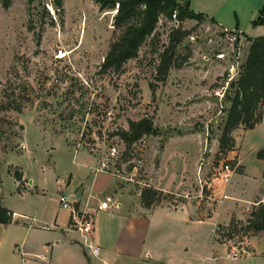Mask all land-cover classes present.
<instances>
[{"label": "rangeland", "instance_id": "obj_1", "mask_svg": "<svg viewBox=\"0 0 264 264\" xmlns=\"http://www.w3.org/2000/svg\"><path fill=\"white\" fill-rule=\"evenodd\" d=\"M96 1L63 0L59 12L51 0H0L3 207L17 205L15 174L22 176L20 188L30 179L44 188L46 198H54L57 178L74 172L72 152L77 150L93 156L98 170L113 174L119 190L134 194L153 188L147 186L149 178L159 170L165 146L173 142L169 169L192 174L191 195L159 191L158 206L189 200L211 216L224 201L213 191L222 188L225 200L234 204L233 219L245 224L264 205V159L257 158L264 149V121L253 130H235L230 151L220 152L218 141L248 37L264 36L263 0H175L182 7L189 3L201 20L180 23L189 35L173 55L179 67L171 68L164 82L156 66L176 23L160 17L135 59L120 73H101L116 37L115 11L100 10ZM258 16L263 25H253ZM142 118L152 119L153 132L127 147L115 134ZM111 148L115 157L109 156ZM225 165L233 173L228 184L219 181ZM220 236L217 229L219 244L240 258L252 255L253 244H264V230Z\"/></svg>", "mask_w": 264, "mask_h": 264}, {"label": "crops", "instance_id": "obj_2", "mask_svg": "<svg viewBox=\"0 0 264 264\" xmlns=\"http://www.w3.org/2000/svg\"><path fill=\"white\" fill-rule=\"evenodd\" d=\"M171 143L147 186L189 199L193 176L169 169ZM72 153L74 172L57 178L54 198H46L44 188L29 179L14 193L16 207L4 206L12 221L0 225V264H264V244H253L252 255L234 259L216 240L218 227L227 226L237 215L231 200H224L211 216L189 200L147 209L140 204V190L134 194L119 190L113 174L98 171L93 156L79 150ZM15 185L17 190L19 183ZM224 193L222 188L213 191L217 198ZM61 194L78 211L94 214L91 246L100 248L97 256L91 255L89 240L69 229L70 215L59 204ZM99 205L106 210L97 211Z\"/></svg>", "mask_w": 264, "mask_h": 264}, {"label": "trees", "instance_id": "obj_3", "mask_svg": "<svg viewBox=\"0 0 264 264\" xmlns=\"http://www.w3.org/2000/svg\"><path fill=\"white\" fill-rule=\"evenodd\" d=\"M51 1L59 12L62 11L63 0ZM96 2L102 11H115L112 26L116 37L109 44L100 68L101 73H120L128 61L137 57L141 46L153 35L159 18L165 17L169 21H174L176 28L169 32L168 46L160 54L156 66L157 77L160 82H164L169 70L179 67L173 63V55L178 44L189 35V32L181 30L180 23L187 19L201 20L200 15L189 10V3L186 4V7H182L175 0H97ZM259 17L252 22L253 25H263ZM248 42L246 59L241 67L218 141L220 152L232 149L234 145L232 133L235 130L240 127L244 130H253L256 125L262 122L264 113V36L248 38ZM152 132V119L142 118L138 121H129L128 129H120L115 135L127 147H130ZM257 158L264 159V149L257 154ZM13 177L16 182L21 183V174H15ZM20 190L21 188L18 186L16 191L19 193ZM161 195L156 189L142 188L139 195L140 204L147 209L158 206ZM1 200L2 197L0 198V225H7L12 221V214L2 206ZM251 216L252 218L245 224L231 219L227 226L218 227L220 237L231 238L233 235L242 231L245 233L250 229L256 232L264 230V205L259 204Z\"/></svg>", "mask_w": 264, "mask_h": 264}, {"label": "built area", "instance_id": "obj_4", "mask_svg": "<svg viewBox=\"0 0 264 264\" xmlns=\"http://www.w3.org/2000/svg\"><path fill=\"white\" fill-rule=\"evenodd\" d=\"M174 18V17H173ZM117 154L115 148L110 149V157H115ZM104 167V164H103ZM132 170H135V166L132 168ZM98 171H104L103 169H99ZM222 174H220L221 178L219 181L223 182L224 184H228L230 182V178L232 176V170L229 169V166L225 165L221 168ZM218 180V179H215ZM214 180V181H215ZM222 199H228V196L226 194L222 195ZM109 202L110 200L107 199ZM59 204L61 207V210L68 212L70 215V224L69 229L80 234L83 238L86 240H89V244L87 247L90 250V253L92 256H97L100 252L99 247H92L91 246V238L93 237L94 233V214L92 213H83L78 211L74 204L70 202L65 195L59 196ZM106 207L104 205H99L97 207V211H105ZM34 221V220H33ZM41 228L43 230H48L49 227L46 225H42ZM232 258H240L238 253H235L233 251H230V254Z\"/></svg>", "mask_w": 264, "mask_h": 264}]
</instances>
